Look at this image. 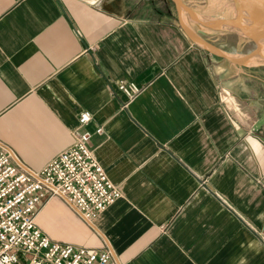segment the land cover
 Segmentation results:
<instances>
[{
    "label": "crops",
    "instance_id": "crops-1",
    "mask_svg": "<svg viewBox=\"0 0 264 264\" xmlns=\"http://www.w3.org/2000/svg\"><path fill=\"white\" fill-rule=\"evenodd\" d=\"M177 14L175 0H0V142L38 171L89 110L121 196L91 221L51 197L45 233L118 264H264V62L212 52Z\"/></svg>",
    "mask_w": 264,
    "mask_h": 264
},
{
    "label": "built area",
    "instance_id": "built-area-1",
    "mask_svg": "<svg viewBox=\"0 0 264 264\" xmlns=\"http://www.w3.org/2000/svg\"><path fill=\"white\" fill-rule=\"evenodd\" d=\"M120 89L129 96L139 91L135 83ZM92 117L82 110L75 142L38 171L0 142V264H118L111 250L56 240L36 221L38 207L51 197L65 199L91 221L121 196L88 145L91 134L83 128Z\"/></svg>",
    "mask_w": 264,
    "mask_h": 264
},
{
    "label": "rangeland",
    "instance_id": "rangeland-1",
    "mask_svg": "<svg viewBox=\"0 0 264 264\" xmlns=\"http://www.w3.org/2000/svg\"><path fill=\"white\" fill-rule=\"evenodd\" d=\"M182 3L180 16L177 14V17H180L189 32L198 35L199 40H206L214 47L230 55L233 61H235L233 55L241 54L247 56L243 60H250L246 63L264 62V60L256 62L253 59V55L260 53V49L264 44V37L260 35V42L256 45L254 38L242 30L233 28L232 23H230L231 21H226V19L244 20L246 16H252L249 6H245L244 0H238L239 15L235 0H182ZM183 8H186L188 13ZM254 15L255 19L258 20L256 11H254ZM246 21L248 20L246 19ZM247 25L250 27L249 24Z\"/></svg>",
    "mask_w": 264,
    "mask_h": 264
},
{
    "label": "bare ground",
    "instance_id": "bare-ground-1",
    "mask_svg": "<svg viewBox=\"0 0 264 264\" xmlns=\"http://www.w3.org/2000/svg\"><path fill=\"white\" fill-rule=\"evenodd\" d=\"M255 3H257V5L259 6V7H261V6H263L262 8H264V0H253ZM249 9H250V12L252 13V16H250V15H248V16H246L245 17V19L243 20V19H238V20H230V19H226V21H231L230 23H232V25H233V28H237L238 30H242L243 32H245V33H247V32H251V31H253V30H257V31H259L260 29V31H262L263 30V28H261V27H264V26H262V25H260L259 26V24H262V22H260V23H258V24H256V22H255V20L254 19H252V17H255V15H254V11H256L257 12V14H258V20H260V18H264V11L263 10H259V9H257V8H254V7H252V6H249ZM246 19L248 20V21H246ZM240 20V21H239ZM251 21V22H250ZM249 24L250 25V27H248V25L247 24ZM221 24V23H220ZM228 27V26H227ZM189 28V27H188ZM258 28V29H257ZM259 31V32H260ZM193 33V32H192ZM259 34H263L262 32L261 33H259ZM264 35V34H263ZM193 37H195L196 38V40H198L201 44H203V45H207V43H206V41H202V40H199V37L198 36H193ZM233 57H234V59H236L237 61H241V60H243L244 59V57H247V56H245V55H241V54H239V55H233ZM247 59V58H246ZM253 59L257 62L258 60H263L264 59V44H263V46H262V48L260 49V53H256L255 55H253ZM243 61H245V60H243Z\"/></svg>",
    "mask_w": 264,
    "mask_h": 264
},
{
    "label": "water",
    "instance_id": "water-1",
    "mask_svg": "<svg viewBox=\"0 0 264 264\" xmlns=\"http://www.w3.org/2000/svg\"><path fill=\"white\" fill-rule=\"evenodd\" d=\"M176 1V4L178 5V7H180L181 8V6L183 5V3H182V1L181 0H175ZM245 1V6L247 5V6H252V7H254V8H257V9H261V10H263L264 11V8H262L263 6H261V7H259L258 5H257V3H255L253 0H244ZM235 4H236V8H237V11H238V15L240 14V11H239V7H238V0H235ZM252 19H254L255 20V22H256V24H258V23H260V22H262V24H259V26L260 25H262V26H264V18L262 19V18H260V20H256L255 19V17H252ZM261 28H263V30L262 31H251V32H247L246 34H248L249 36H251L252 38H254V40H255V42H256V45H258L259 44V39L261 38L260 37V35L261 34H259V33H263L264 34V27H261ZM258 29V28H257ZM245 33V32H244ZM190 34L192 35V36H197V34H195V33H192V32H190ZM262 34V36L264 37V35ZM194 38V37H193ZM195 39V38H194ZM203 39V38H202ZM196 40V39H195ZM205 40V39H204ZM264 40V39H263ZM197 42H199L198 40H196ZM206 41V40H205ZM200 43V42H199ZM206 43H207V45H203V44H201V45H203L205 48H207V49H209V50H211L212 52H215V53H217V54H219V55H222L223 57H227V58H232L230 55H228V54H226V53H224L223 51H221V50H219L218 48H216V47H214L213 45H211L210 43H208L207 41H206ZM257 48V47H256ZM234 60H236V59H234ZM264 60V59H263ZM237 61V60H236ZM248 61V60H247ZM247 61H242L241 63H243V62H247ZM238 62H240V61H238Z\"/></svg>",
    "mask_w": 264,
    "mask_h": 264
}]
</instances>
